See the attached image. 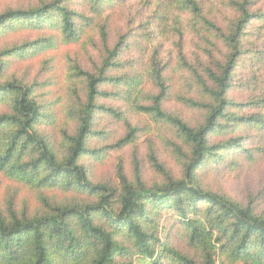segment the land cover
<instances>
[{"label": "trees", "instance_id": "16d2710c", "mask_svg": "<svg viewBox=\"0 0 264 264\" xmlns=\"http://www.w3.org/2000/svg\"><path fill=\"white\" fill-rule=\"evenodd\" d=\"M126 1L51 0L0 14V36L17 28L49 27L77 43L84 29L96 24L103 42L99 64L92 71L74 68L85 81V92L83 97L76 94L75 130L61 132L60 150L43 131L52 115L39 94L40 84L7 77L10 58L26 57L42 41L0 50V175L32 190L39 204L34 211L25 205L18 208L14 192L4 194L9 199L0 202V264H264V211L258 210L256 196L242 202L207 189L200 178L210 169L240 168L262 151L264 50L255 45L264 39V12L253 11L256 0H229L238 17L223 29L204 19L198 0H168V4L158 0L149 34L138 36L129 28L118 33L112 45L115 29L109 15ZM172 6L209 23L228 50L225 61L215 60V67L202 66L199 71L180 50L182 66L193 73L201 94L200 99L185 101L204 113L197 126L164 108L169 64L162 62L159 47L150 62L139 59L140 66L121 73L124 55L137 45L133 39H144L153 47L170 33L165 27L174 14ZM175 22L173 32L182 35L178 15ZM144 69L158 89L150 96V105L145 104L142 90ZM111 85L117 92L107 90ZM238 91L247 92L250 100L237 102L232 94ZM112 96L128 104L134 100L136 110L176 131L183 144L170 145L182 177H173L152 149L150 162L161 178L153 186L144 182L137 162L133 177L120 166L117 185L92 180L85 162L103 152L91 147L100 115L125 122L120 108L101 105L102 98ZM246 108L252 113H243ZM126 126L129 134L119 146L135 141L137 129L128 121ZM166 216L175 221L174 227L181 229L196 254L177 250L170 235L162 240L160 219Z\"/></svg>", "mask_w": 264, "mask_h": 264}, {"label": "rangeland", "instance_id": "374dc122", "mask_svg": "<svg viewBox=\"0 0 264 264\" xmlns=\"http://www.w3.org/2000/svg\"><path fill=\"white\" fill-rule=\"evenodd\" d=\"M44 1L51 0H0V14L9 9L40 6ZM157 1L127 0L123 6L120 4L113 10V13L109 15L112 28L115 29L113 36L111 35V44H115L118 33L124 34L130 29L132 30L128 32H134L138 36L149 34L152 29L150 24H154L152 15ZM198 1L204 19L218 28L227 29L229 23L238 17L236 12L230 8L229 0ZM166 2L169 3L168 0H164V4ZM171 9L175 11L173 16L170 15V19L168 18L169 21L167 20L165 27V30L170 33L165 34L162 40L156 41L157 43L153 47L149 42L145 44L144 39L138 37V39H133L134 44L137 45L124 55L125 67L121 73L130 72L135 65L140 66L139 59L150 62L154 50L159 47L162 62L169 64V68L165 72L169 96L165 101L164 108L180 116L190 125L197 126L203 121L204 113L190 107L185 101L191 98L200 99L201 94L195 84L193 73L182 66L180 50L183 51L187 61L198 71L202 69V66L215 67V60L225 61L228 50L219 41L218 33L209 27V23L205 24L202 20L196 21L190 12L183 11L181 13L173 6ZM253 11L264 12V0H256ZM176 15L181 18V25L178 27L182 30V35L173 32ZM129 20L131 25L128 24ZM83 32L77 43L68 41L61 31L52 30L49 27L43 30L17 28L14 31L3 32L4 34L0 36V50L26 42L42 41L39 48L30 50L26 57L22 59L19 57L10 58L7 77L40 84L39 94L46 104V112L52 115L51 119L46 121L43 131L49 135L58 150L63 148L61 132L64 129L75 130L76 122L73 112L77 103L76 94L83 97L85 92V81L77 76L74 68L79 65L84 70L92 71L99 64L103 50L99 26L96 24L88 26ZM255 47L259 51L264 50V39L260 40ZM243 72L245 73V70ZM143 74L142 90L143 95H147L145 104L150 105L149 98L156 95L158 89L146 69L143 70ZM115 89L112 85L107 88V90L117 92ZM232 97L237 102L250 100L248 93L242 91L233 93ZM142 101L139 100L138 104H142ZM100 103L108 107L120 108L125 115V122L108 114L100 115L96 126L99 133L91 139V147L103 149V152L99 157H88L85 162L94 182H111L117 185L120 166L124 168L127 176L133 177L137 162L142 168L144 182L148 186H153L160 182L161 178L150 162L149 154L152 149L155 150L159 161L166 166L173 177H182V166L177 160L174 148L170 145V143L183 144L176 136L174 129L162 122H157L150 114L136 110L134 100L132 104H128L119 97L112 96L102 98ZM242 112L251 114L252 110L246 108ZM127 121L137 129L135 141L119 146L117 144H120V141L129 134L126 126ZM258 141L259 139H256V146ZM262 146V151L257 152L256 160L243 161V166L240 168L222 167L219 170L210 169L203 172L200 178L204 186L209 190L228 194L242 202H247L252 195L256 196L258 210L264 211V142ZM9 191L14 192L11 194L16 196L15 202L18 208L25 205L30 211H34L39 206L36 193L0 175V202L2 204V200L9 199L7 195H4ZM56 196L63 197L59 194ZM168 217L170 216L160 219L162 240H167L170 235L169 240L177 250L188 255L196 254L181 229L174 227L175 221ZM166 219L168 220L166 221ZM163 226L165 227L164 232L162 231ZM217 264H219L218 261Z\"/></svg>", "mask_w": 264, "mask_h": 264}]
</instances>
